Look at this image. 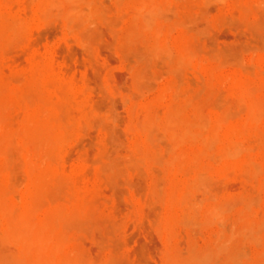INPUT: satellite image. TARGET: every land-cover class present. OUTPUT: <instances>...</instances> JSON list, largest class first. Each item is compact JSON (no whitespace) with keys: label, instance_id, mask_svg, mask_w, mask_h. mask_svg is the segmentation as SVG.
Masks as SVG:
<instances>
[{"label":"rangeland","instance_id":"rangeland-1","mask_svg":"<svg viewBox=\"0 0 264 264\" xmlns=\"http://www.w3.org/2000/svg\"><path fill=\"white\" fill-rule=\"evenodd\" d=\"M0 264H264V0H0Z\"/></svg>","mask_w":264,"mask_h":264}]
</instances>
